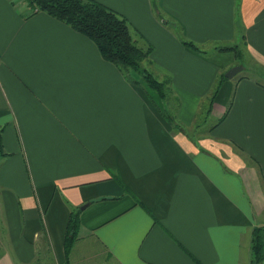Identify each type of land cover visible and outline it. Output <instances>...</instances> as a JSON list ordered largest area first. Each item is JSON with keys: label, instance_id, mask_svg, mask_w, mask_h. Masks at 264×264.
Returning a JSON list of instances; mask_svg holds the SVG:
<instances>
[{"label": "crops", "instance_id": "crops-1", "mask_svg": "<svg viewBox=\"0 0 264 264\" xmlns=\"http://www.w3.org/2000/svg\"><path fill=\"white\" fill-rule=\"evenodd\" d=\"M95 1L152 46L141 66L169 79L163 110L185 94L177 117L165 111L181 129L137 69L29 0H0V264H256L264 0Z\"/></svg>", "mask_w": 264, "mask_h": 264}, {"label": "trees", "instance_id": "trees-1", "mask_svg": "<svg viewBox=\"0 0 264 264\" xmlns=\"http://www.w3.org/2000/svg\"><path fill=\"white\" fill-rule=\"evenodd\" d=\"M29 4L66 22L75 30L88 36L94 41L105 59L124 69L140 70L146 85L160 98H165L169 79L160 81L149 70L141 68V62L148 57L151 47L144 49L135 42L132 30L124 16L95 0H29ZM184 43L198 49L191 42ZM216 49L230 48L218 47ZM163 115L174 127L177 125L180 127L169 114L163 112ZM78 226V214L74 213L69 218L64 237L66 254L74 243ZM251 253L253 263L258 264L264 259V227L262 226H256L252 230Z\"/></svg>", "mask_w": 264, "mask_h": 264}, {"label": "rangeland", "instance_id": "rangeland-1", "mask_svg": "<svg viewBox=\"0 0 264 264\" xmlns=\"http://www.w3.org/2000/svg\"><path fill=\"white\" fill-rule=\"evenodd\" d=\"M160 23H162V21H160ZM168 26L171 27L170 24ZM179 36H180V34H178V37ZM182 39H184V38H182ZM136 43H138L139 45H141L144 49H146L148 46H150L151 47V51H152V46L150 44H148L145 40L142 41V40H140V38H138ZM231 49H234L235 52H237V49L238 48H236L235 46H233V48H231ZM151 51H150V54H151ZM241 53H243V52H240L239 53L238 62L241 63L246 68L248 65H251V62H249V61L247 62L246 57H244V55L241 54ZM150 54H149V56H150ZM141 68H144V67L141 66ZM138 72L141 74V71L140 70H138ZM160 81H164V79H162ZM167 88L168 89L166 90V93H167L166 96L169 95V83L167 85ZM148 90L151 91L152 89H148ZM153 93H155V91ZM182 96H185V94L183 92H181V93L178 92V93H176V95H174V96L170 95V97H169V102H167V104H168L167 108L168 109L165 110V111H168V113L170 115H172L173 117H177V112L179 111V108H180V105H181V102H182V99H181ZM211 97L208 98V101L210 99L209 102L206 100L204 103L203 102L201 103L200 108L198 109V112L196 114V120H195L196 124L194 123V125L191 127V129H190V127L187 128V129H190L191 131H189V132L192 133V134H194L198 139H202L205 136L204 135L205 134V130L207 129V127L209 126V124H211L210 121H209V119H208V116H207L208 113L211 110L208 106L209 105L211 106L212 105V102H213V100L211 101ZM164 100H165V98H160L158 96V101H157L158 102V106H159L160 110H162L163 112H165L163 110V107H162V102L164 103ZM169 105H170V107H169ZM174 128H176V130H177V128H179V126L177 125V127H174ZM179 129H181V128H179Z\"/></svg>", "mask_w": 264, "mask_h": 264}, {"label": "water", "instance_id": "water-1", "mask_svg": "<svg viewBox=\"0 0 264 264\" xmlns=\"http://www.w3.org/2000/svg\"><path fill=\"white\" fill-rule=\"evenodd\" d=\"M238 67L235 66V67H232L230 68L226 73H225V76L226 77H231L233 74H235L237 71H238Z\"/></svg>", "mask_w": 264, "mask_h": 264}, {"label": "built area", "instance_id": "built-area-1", "mask_svg": "<svg viewBox=\"0 0 264 264\" xmlns=\"http://www.w3.org/2000/svg\"><path fill=\"white\" fill-rule=\"evenodd\" d=\"M24 1H27V0H24Z\"/></svg>", "mask_w": 264, "mask_h": 264}]
</instances>
